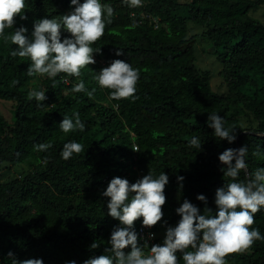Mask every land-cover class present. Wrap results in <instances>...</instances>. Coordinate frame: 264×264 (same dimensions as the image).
I'll return each mask as SVG.
<instances>
[{"label": "trees", "instance_id": "obj_1", "mask_svg": "<svg viewBox=\"0 0 264 264\" xmlns=\"http://www.w3.org/2000/svg\"><path fill=\"white\" fill-rule=\"evenodd\" d=\"M102 2L113 7L114 15L93 46L102 49L95 58L106 62L86 66L81 77L46 76L43 88L36 89L47 90L42 106L29 99V84L37 75H28L31 60L13 57L16 46L0 38V100L14 104L11 123L0 113V164L31 168L22 177L0 182V264H12L9 252L17 260L42 258L44 264H83L90 256L104 254L118 221L107 215L108 198L101 193L116 176L135 182L149 171L168 174L162 207L170 225L178 221L175 209L185 198L202 211L205 204L196 196L204 194L207 207L215 211V190L229 179L219 170L218 155L236 148V141L229 144L214 137L206 124L209 113L217 112L236 126L238 148L248 147V171L264 167V25L248 15L264 0H141L138 6L132 0ZM69 5L70 0H27L28 19L17 20L15 26L23 24L30 34L35 19L63 14ZM139 8L144 16L135 15ZM147 15L158 17L160 25L154 27ZM189 21L204 27L201 36L220 63L225 94L212 90L208 72L195 66L199 35L188 36ZM117 49L123 55L116 56ZM113 59L139 69L133 97L113 98L110 89L94 81L91 69L99 71ZM66 77L69 88L83 79L86 89L95 90L93 96L63 94ZM239 106L252 113L256 127L243 128L238 115L226 114ZM75 112L85 130L64 133L59 123ZM192 136L201 138V150L188 145ZM69 140L86 150L64 160L61 151ZM41 143L52 147L38 151ZM177 175L185 177L182 190ZM249 227L264 234V209ZM153 228L165 229L160 222ZM93 242L100 247L91 249ZM248 249L249 253H228L227 264H264V240Z\"/></svg>", "mask_w": 264, "mask_h": 264}, {"label": "clouds", "instance_id": "obj_2", "mask_svg": "<svg viewBox=\"0 0 264 264\" xmlns=\"http://www.w3.org/2000/svg\"><path fill=\"white\" fill-rule=\"evenodd\" d=\"M133 5H140L141 0H132ZM74 6V7H73ZM70 10L56 16H44L33 21L30 34L23 24L18 27L17 20L24 21L27 0H0V38L10 41L16 47L11 49L13 57H27L31 60L28 75H45L55 79L58 74L81 77V70L96 63L95 55L101 54V47H94L112 23L114 9L102 0H70ZM6 29H12L6 33ZM68 33V35H64ZM116 56L123 55L117 49ZM94 81L102 88L110 89L113 98L133 97L137 91L140 77L139 69L121 59H113L99 71L92 70ZM75 93L87 92L93 96L94 89H86L83 79L74 85ZM47 90H33L29 99L38 102L46 101ZM206 124L213 130L219 141L232 144L237 139V128L230 125L217 112L209 113ZM61 131L70 133L83 132L86 124L79 112L64 116L59 123ZM188 145L202 149L199 136H192ZM50 143L36 145L38 151H47ZM82 143L69 140L64 143L61 157L68 160L85 152ZM248 147H229L218 155L220 172L229 178L215 190V211L207 207V197L198 194L196 199L205 204L201 209L187 198L175 209L179 216L174 225L163 219V205L166 203L165 188L169 176L164 171L148 174L135 182L120 176L113 177L101 195L108 198L107 215L118 221L113 226L107 239L108 247L104 254L90 256L83 264H227L228 253L247 249L257 240H264V234L258 228H250L255 222V214L264 209V167L248 171ZM242 171L245 178L241 179ZM178 188L183 189L185 177L177 175ZM139 221L143 228L151 229L160 222L165 228L161 243L150 241L155 233L148 232L147 237L136 230ZM100 245L93 242L91 249ZM12 264H44L42 258L15 259L9 252ZM66 264H77L75 260Z\"/></svg>", "mask_w": 264, "mask_h": 264}, {"label": "rangeland", "instance_id": "obj_3", "mask_svg": "<svg viewBox=\"0 0 264 264\" xmlns=\"http://www.w3.org/2000/svg\"><path fill=\"white\" fill-rule=\"evenodd\" d=\"M179 2H183L184 0H178ZM138 17L144 16L143 10L139 8L135 13ZM248 15L257 20L259 23L264 25V4L258 5L255 8L249 10ZM133 22V21H132ZM160 25L159 21H157V27ZM188 36L192 34L199 35V38L194 44V55H195V66L197 67L198 71H207L209 74V81L212 90L217 92L218 94H225L226 93V86L223 82L222 77L218 74L221 66L220 63L216 60L211 52V47L209 45V41L207 38L202 37L201 33L204 30V27L201 25L194 24L192 22H188ZM96 59V58H95ZM106 62L105 58L96 59L97 64H104ZM95 63V64H96ZM46 77L45 75L37 74L34 78H32L29 89L31 91L36 90L37 88H43V79ZM63 81L66 85L62 89V93L66 94L72 91V88L68 86L71 85L69 79L63 78ZM78 83L74 81L72 84ZM13 108L14 104L10 101L0 100V113L5 117V119L11 123L13 120ZM227 115H238L239 123L243 128H251L256 127L257 121L254 119L252 113L245 109L243 106L239 107H232L229 108ZM31 168L26 164H16L12 165L9 163H2L0 164V182L8 181L14 177H22L29 173ZM165 229H161L156 232V238L161 243L163 240ZM250 249H243L241 251H237L239 253H249ZM231 264H239L238 261H232Z\"/></svg>", "mask_w": 264, "mask_h": 264}, {"label": "built area", "instance_id": "obj_4", "mask_svg": "<svg viewBox=\"0 0 264 264\" xmlns=\"http://www.w3.org/2000/svg\"><path fill=\"white\" fill-rule=\"evenodd\" d=\"M147 18L149 19V21L153 24L154 27H157V21H159L158 17H155L153 15H147ZM135 148V147H134ZM136 230L142 235L147 237L148 232H153L156 234V231L154 230V228L152 227L151 229H147V228H143L140 224L138 226H136ZM153 243H160L158 241V239L156 238L155 235V239L150 241V245Z\"/></svg>", "mask_w": 264, "mask_h": 264}, {"label": "water", "instance_id": "obj_5", "mask_svg": "<svg viewBox=\"0 0 264 264\" xmlns=\"http://www.w3.org/2000/svg\"><path fill=\"white\" fill-rule=\"evenodd\" d=\"M236 148H238V142H237V139H236Z\"/></svg>", "mask_w": 264, "mask_h": 264}]
</instances>
